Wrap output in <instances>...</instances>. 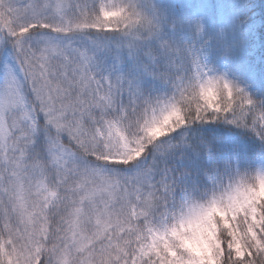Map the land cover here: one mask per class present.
<instances>
[{"label": "snow or ice", "instance_id": "snow-or-ice-1", "mask_svg": "<svg viewBox=\"0 0 264 264\" xmlns=\"http://www.w3.org/2000/svg\"><path fill=\"white\" fill-rule=\"evenodd\" d=\"M0 264H264V4L0 0Z\"/></svg>", "mask_w": 264, "mask_h": 264}, {"label": "trees", "instance_id": "trees-1", "mask_svg": "<svg viewBox=\"0 0 264 264\" xmlns=\"http://www.w3.org/2000/svg\"><path fill=\"white\" fill-rule=\"evenodd\" d=\"M256 3L259 6L260 4H264V0H256ZM258 11H259V7H258Z\"/></svg>", "mask_w": 264, "mask_h": 264}]
</instances>
